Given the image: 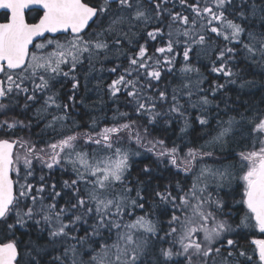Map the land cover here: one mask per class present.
Wrapping results in <instances>:
<instances>
[{"label":"snow or ice","instance_id":"snow-or-ice-1","mask_svg":"<svg viewBox=\"0 0 264 264\" xmlns=\"http://www.w3.org/2000/svg\"><path fill=\"white\" fill-rule=\"evenodd\" d=\"M249 75L264 0H0V264H264Z\"/></svg>","mask_w":264,"mask_h":264},{"label":"trees","instance_id":"trees-1","mask_svg":"<svg viewBox=\"0 0 264 264\" xmlns=\"http://www.w3.org/2000/svg\"><path fill=\"white\" fill-rule=\"evenodd\" d=\"M206 62L207 61H205V63ZM254 71L259 73L260 69L257 68V69H254ZM247 78L256 80L257 81V87H259L261 83H264V77H261L260 75H255V76L249 75ZM95 83H96V81H94V80L91 81V83H89V85H88L89 91L87 93H85L83 89H81V92H80V96L85 97V103L88 105H91L93 103L98 102L97 101V93L93 90ZM65 90H67V88ZM245 91H247V90H245ZM252 91H256V89H253ZM229 95H231L235 98V93H229ZM261 95H264V92H257V94L255 96L251 97V100L253 102L259 101ZM242 99L248 100V99H250V97L242 96ZM221 107H223V105H221ZM80 111H81V115L83 118L81 119V117H77V119H80L81 123H83L84 121H86L88 119V116L85 113L90 112L91 109L82 108V109H80ZM92 114L95 115L96 113L93 112ZM224 118L226 119V117H224ZM215 127H216L215 120H212V128H215ZM178 128H179V125L176 126L177 134H178ZM194 129H195L194 131L189 130V135L187 137H185L186 141L189 142L190 144H192V146L198 147L202 144H205V142L211 138L210 136L207 135V132L210 131L209 129H201L199 125H194ZM169 134L171 135V133H169ZM141 159H143V157ZM207 162L209 164L212 163L211 160H209Z\"/></svg>","mask_w":264,"mask_h":264}]
</instances>
